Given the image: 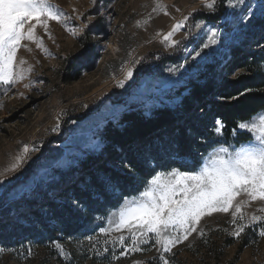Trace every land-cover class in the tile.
<instances>
[{"label":"rangeland","instance_id":"rangeland-1","mask_svg":"<svg viewBox=\"0 0 264 264\" xmlns=\"http://www.w3.org/2000/svg\"><path fill=\"white\" fill-rule=\"evenodd\" d=\"M52 2L67 14V27L63 22L49 21L46 33L37 25L36 35L43 39V48L24 40L17 53L18 61H26L22 67L31 66L30 76L15 87L0 88V104L3 105L0 107V226L8 223L9 231L18 224L33 227L27 220L34 217L29 214L32 211L50 217L52 201L69 202L68 197L61 194V188L64 183L75 186L85 165L102 154L104 144L100 131L109 120L114 121L132 106L146 113L172 107L179 110L180 116H187L189 113L180 105L190 92L189 84L192 81L222 83L223 75L228 76L234 60L233 49L248 42L249 27L226 23V5L212 12L204 7V0ZM252 2L259 5L260 0ZM201 14L210 21L199 18ZM185 17H188L187 28H181L171 38L179 44L172 46L165 42L164 36ZM213 18L220 20L215 22ZM197 22L206 26L203 31L218 27L220 42L202 49L206 38L201 29L192 28ZM28 26L25 25V29ZM189 40L195 43L184 48L183 44ZM256 45L250 42L245 51L255 49ZM181 50L183 60L179 64L157 68L153 65L152 74H143L149 58H153L149 54L175 55ZM195 51H200V56H195ZM129 69L133 71L132 78L126 80L123 88L118 87ZM242 71L230 76L235 77ZM30 81L31 87H25ZM207 99L212 98L209 95ZM188 111H195L193 119L196 118L198 112L201 114L200 103H194ZM210 143L213 147L227 145L224 132L221 137L213 134ZM25 145L29 147V154L17 170L10 171L17 157L24 154ZM33 147L37 150L31 151ZM115 167L122 169L120 164ZM77 184L84 187L82 182ZM72 193L70 189L68 195ZM247 199L246 194L241 193L234 204ZM262 208L264 201L261 200L242 205L241 212L246 217L243 222L247 223V218L253 215H264ZM108 215L90 218L81 236L65 242L44 237H27L18 245L0 242V248L4 249L0 252V264H92V261L145 264L148 259L159 264L160 253L154 245V237L140 245L142 250L132 251L131 234L127 229L110 231L108 235L101 232L102 228L110 227ZM232 219L231 210L203 217L198 231L165 254L166 258L171 264H264L261 224L246 228L237 239L231 235L236 230ZM122 234L126 237V247L106 243ZM152 235L149 233L150 237ZM53 242L70 254L69 259H65ZM105 247L108 252H104ZM114 256L118 259H113Z\"/></svg>","mask_w":264,"mask_h":264},{"label":"snow or ice","instance_id":"snow-or-ice-1","mask_svg":"<svg viewBox=\"0 0 264 264\" xmlns=\"http://www.w3.org/2000/svg\"><path fill=\"white\" fill-rule=\"evenodd\" d=\"M221 5H226L225 21L230 25H243L247 28L256 20L264 21V0H260L259 5L252 0H204V7L212 12ZM155 10L154 8L153 11ZM67 19V14L52 0H0V88L15 87L30 76L31 66L22 67L26 61H18L17 53L24 40L35 42L37 47L43 48V39L36 35L37 25L42 26L47 33L49 21L63 22L67 27ZM32 20L36 23L31 24ZM187 20L188 17H185L174 25L172 31L164 36V41L170 42L172 46L178 45L179 42L171 38L181 28H187ZM25 25H29L27 29ZM205 27L202 22L192 25V28L201 29L203 37L206 38L202 49L218 44L221 36L218 27L203 31ZM68 30L75 34L73 29ZM195 56H200V51H195ZM132 76L133 71L129 69L125 80L119 81L117 86L123 88L126 80H130ZM25 87H31V81ZM250 91L252 90L246 89L225 99L239 101L240 97ZM224 128L225 125L220 119L214 121L213 132L217 137L223 136ZM241 131L247 132L252 139L239 146L219 144L213 147L203 158V163L193 171L173 168L167 172H157L146 182L141 192L125 197L122 203H118L109 212L106 219L110 227L102 228L101 232L108 235L110 231L122 232L127 229L131 234L132 251L142 250L140 245L154 237V245L160 253L159 264H171L165 254L188 240L192 233L198 231L201 219L215 212L228 213L231 210V223L236 225V230L231 235L237 239L246 228L257 223L261 224L260 235L264 237V215H253L244 223L246 217L241 212V206L250 201H264V108L247 120L237 121L236 128L231 131L233 138ZM36 150L35 147L31 149ZM29 151V147L25 145L24 154L17 157V162L10 171L17 170L23 164ZM122 167L129 173L134 172L130 161H122ZM241 193L246 194L248 199L234 204ZM72 208L81 214L87 211L79 200L72 201ZM260 211L264 212V208ZM149 233L153 234L152 237ZM200 234L203 235V232ZM125 239L122 234L106 243H119L126 247ZM53 243L65 259H69L70 254L59 243ZM3 251L0 248V252ZM104 252H108L107 247ZM113 259L118 257L114 256Z\"/></svg>","mask_w":264,"mask_h":264},{"label":"trees","instance_id":"trees-1","mask_svg":"<svg viewBox=\"0 0 264 264\" xmlns=\"http://www.w3.org/2000/svg\"><path fill=\"white\" fill-rule=\"evenodd\" d=\"M199 18L210 21L205 14L199 15ZM246 33L248 42L244 41L233 49L234 60L229 66L228 76L223 75L222 83L192 81L189 84L190 92L180 105L189 113L187 116H180L179 110L172 107H160L146 113L142 108L132 106L114 121L109 120L100 131L104 144L102 154L85 165V171L78 177L75 186L64 183L61 188V194L68 197L69 202L52 201L48 218L37 210L29 213L34 216L27 217L33 227L18 224L9 231V224L4 223V226H0V242L18 245L27 237L65 242L81 236L88 228L90 218L108 215L125 197L141 192L157 172H167L173 168L193 171L198 168L213 148L210 140L216 119L225 125L226 144L239 146L250 141L252 137L248 133L238 132L233 138L231 131L236 128L237 121L247 120L264 108V21L256 20ZM250 42L257 44L255 49L245 51ZM192 44L191 40L185 41L183 47ZM181 51L175 55L149 54L153 58H149L151 60L143 74H152L153 65H157V68L179 64L183 60ZM238 70L243 71L235 77L230 76ZM246 89L252 91L240 97L239 101L225 99ZM209 95L212 99L207 101ZM196 102L200 103L201 114L198 110L197 117L193 119L195 111L190 113L188 110ZM122 161H130L134 172L129 173L123 167L117 169L115 165L122 166ZM79 182L84 183V187L78 186ZM70 189L73 192L71 196L68 195ZM73 200H79L87 211L81 214L73 209ZM92 264H96L95 261ZM145 264H156V261L148 259Z\"/></svg>","mask_w":264,"mask_h":264}]
</instances>
